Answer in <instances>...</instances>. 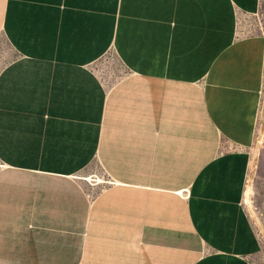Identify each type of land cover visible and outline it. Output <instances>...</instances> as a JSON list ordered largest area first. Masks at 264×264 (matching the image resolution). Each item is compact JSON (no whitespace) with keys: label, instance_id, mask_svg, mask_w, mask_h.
I'll return each mask as SVG.
<instances>
[{"label":"crops","instance_id":"obj_1","mask_svg":"<svg viewBox=\"0 0 264 264\" xmlns=\"http://www.w3.org/2000/svg\"><path fill=\"white\" fill-rule=\"evenodd\" d=\"M258 7L0 0V264H253Z\"/></svg>","mask_w":264,"mask_h":264},{"label":"rangeland","instance_id":"obj_2","mask_svg":"<svg viewBox=\"0 0 264 264\" xmlns=\"http://www.w3.org/2000/svg\"><path fill=\"white\" fill-rule=\"evenodd\" d=\"M238 25L240 27L241 33L243 32V34L245 35H259L264 40V0H259V7L254 15L242 18L241 20H239ZM105 58L106 57H104L103 59L105 60ZM94 68L100 74V76L105 75V71L99 68L98 65H95ZM250 152L252 155V160L254 161L252 172L249 175L252 188V196L250 197V209L252 211H255L259 222L261 223L262 204L264 201V84L260 95L258 121L254 142L250 147ZM93 175H96L94 171L91 172L89 169H85L78 176L92 178ZM89 181L93 180L91 179L87 182ZM246 209L248 208L246 207ZM254 226L260 238L264 239L262 227H260L255 218ZM252 262L253 264H264V246L262 247L261 251L253 258Z\"/></svg>","mask_w":264,"mask_h":264},{"label":"bare ground","instance_id":"obj_3","mask_svg":"<svg viewBox=\"0 0 264 264\" xmlns=\"http://www.w3.org/2000/svg\"><path fill=\"white\" fill-rule=\"evenodd\" d=\"M84 180L88 181V180H91L90 177H83ZM95 180L97 181V183H100L102 182V179L97 177L95 178ZM91 182V181H89ZM250 179H248V182H247V185H246V189H245V192H244V202H245V205L246 207L248 208V212L250 213V216L254 219L257 220V222L259 223L260 227H262L261 223L259 222V219L255 213V211H252L250 208H251V194H252V188H251V183H250ZM253 202V201H252Z\"/></svg>","mask_w":264,"mask_h":264},{"label":"built area","instance_id":"obj_4","mask_svg":"<svg viewBox=\"0 0 264 264\" xmlns=\"http://www.w3.org/2000/svg\"><path fill=\"white\" fill-rule=\"evenodd\" d=\"M95 178H96V175H94V176H92V180L93 181H91V182H89L90 184H97V181L95 180ZM113 182L114 181H112L111 179H109V180H107V179H103L102 178V182H100V183H103V184H113ZM244 204H245V202H244ZM246 206V205H245Z\"/></svg>","mask_w":264,"mask_h":264}]
</instances>
